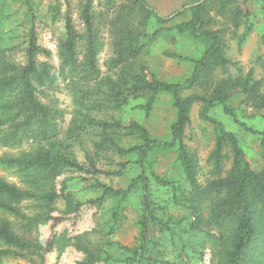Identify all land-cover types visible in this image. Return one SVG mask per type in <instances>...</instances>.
I'll use <instances>...</instances> for the list:
<instances>
[{
    "label": "rangeland",
    "instance_id": "374dc122",
    "mask_svg": "<svg viewBox=\"0 0 264 264\" xmlns=\"http://www.w3.org/2000/svg\"><path fill=\"white\" fill-rule=\"evenodd\" d=\"M88 1L0 0V55L10 63L24 65L31 31L35 30L39 46L36 58L48 64L52 72L36 89L37 97L49 106L53 116L48 142L53 143L54 151L69 155L85 167L82 171L64 167L55 177L34 180L9 159L37 144L32 140L16 145L0 143V177L34 194L15 203L18 213L0 207V222L8 220L16 233L44 247L51 239L48 251L32 247L23 254L0 253V262L226 264L234 225L214 216V205L225 193H205L203 189L209 181L229 174L234 153L226 146L223 169H214L208 158L215 147L217 131L212 122L200 116L201 103L192 104L184 137L195 162L200 192L187 178L176 148H154L144 157L120 150L143 144L130 127L132 121L147 128L153 138H170L171 124L177 118L173 92L158 93L148 107L149 96L129 94V89L132 75L138 72L153 71L165 82H183L192 76L194 61L170 54L199 58L208 46V41L190 31L171 28L191 18V3L146 0L154 12L170 19L161 23L155 13L144 20L147 11L134 9L133 0H91L90 31L83 18ZM241 4L243 11L236 17L237 2L223 9L218 1L211 0L207 16L210 21L205 29L217 32L229 61L217 66L208 80L185 88L183 94L210 95L222 81L227 82L224 92L235 90L228 103L236 117L226 113L221 103L212 106L209 114L237 135L250 167L264 171V108L253 104L254 92L246 94L242 86L248 80L249 86L257 84L264 94V0ZM68 23L78 35L76 71H70L61 58ZM162 27L166 29L154 34ZM91 49L95 52L93 72L87 65ZM115 89L123 90L126 100L114 93ZM142 159V163L138 162ZM142 174L148 178L153 214L145 236L143 190H133L121 198L104 195L102 186L126 188ZM154 175L171 181L177 192L173 185L157 182ZM49 190L60 194L52 203L41 197ZM100 197L102 200L91 202ZM54 216L67 220L53 227ZM8 248L0 242V251ZM251 263L264 264V220L248 253L247 264Z\"/></svg>",
    "mask_w": 264,
    "mask_h": 264
},
{
    "label": "trees",
    "instance_id": "16d2710c",
    "mask_svg": "<svg viewBox=\"0 0 264 264\" xmlns=\"http://www.w3.org/2000/svg\"><path fill=\"white\" fill-rule=\"evenodd\" d=\"M187 1L191 3V18L188 21L177 23L171 28L177 29L180 32L190 31L194 36L208 41V46L199 58H191L182 54H170L181 59L194 61L195 68L192 76L183 82H165L160 80L153 71L149 70L148 73L138 72L132 75V86L129 89V94L149 96L148 107L151 106L158 93L162 91L173 92L177 108V118L171 124L170 138H153L147 128L137 121H132L130 127L134 133L143 139V144L120 150L126 153H138L144 157L154 148H176L187 178L193 184L194 190L200 192L202 187L196 182L195 162L190 156L184 141L185 130L190 122V108L194 102H200V116L212 122L217 131L215 147L208 158L212 162L214 169L217 171L223 169L226 157L224 148L226 146L229 145L234 153V164L229 174L225 177L209 181L203 191L205 193L209 190L225 193V196L214 205V216L219 220L232 222L234 225V235L225 254L226 264H247L248 253L255 242L258 230L264 220V171H255L250 167L244 157V151L237 135L227 130L221 121L209 114V109L212 106L221 103L226 113L236 117L234 108L228 103L230 95L235 90L224 92L223 87L227 82L222 81L210 95L208 93L183 94L185 88L201 84L204 79L208 80L213 75L217 66H225L229 61L222 52L220 36L216 31L205 29V25L210 21L207 16L211 0ZM214 1H218L219 6L223 9L228 3L237 2L239 5L236 7L237 12L235 16L239 17L243 11L241 3L248 0ZM133 4L134 9L138 8L142 11H147L144 20H147L153 13L157 15L161 23L170 20L154 12L146 0H133ZM91 6L92 1L89 0L83 10V18L90 31L92 30ZM249 14L250 9L247 8L246 16L248 17ZM162 28L158 29L154 34H158L161 30L166 29L165 27ZM77 36L68 23L67 37L61 44V58L62 63L69 67L70 71H76L78 66L76 52ZM92 49L87 59V65L93 72L95 70V52ZM38 51L37 35L35 30L32 29L27 49V61L24 65L20 66L10 63L0 55V143L2 145H16L23 143L25 140H32L34 144H37L32 150L24 152L19 157L9 159L21 171L32 175L34 180H37L39 177H55L62 172L64 167L80 171L85 170V167L76 159L71 158L65 153L54 151L52 149L53 143L48 142L51 138L49 134L51 131L49 132V130L53 116L49 106L37 97L36 89L37 85L44 84L51 77L52 72L48 64L37 60L36 55ZM0 53L3 52L0 51ZM242 86L246 94L254 92L252 97L253 104L259 108H264V94L260 93L257 88L258 85L256 84L251 87L248 80H246ZM114 93L119 94L122 100H126L127 98L121 89H115ZM240 123L245 125L243 122ZM49 144L51 145L50 147ZM138 162L142 163L143 159ZM154 176L159 183L173 185L169 180L163 179L158 175ZM147 182V176L142 174L133 178L126 188H115L102 184L104 195L112 194L121 198L127 197L133 190L139 188L143 190L142 201L145 209L142 221L143 236L146 235L149 221L153 218L149 206ZM173 189L177 192V188L174 185ZM0 194L2 195L0 207L13 213H18L15 203L34 195L30 191L19 189L1 177ZM59 195L57 191L49 190L41 195V197L46 198L49 203H52ZM102 198L100 197L91 202L96 203L98 200H102ZM69 203L73 204L71 201ZM66 220V217L54 216L52 226L55 227ZM0 242L9 246L8 249L1 250V254H23L24 251L32 247H39L43 251L50 250L51 239L47 241L45 247L43 244L33 243L29 236L16 233L8 220H2L0 222ZM0 264L3 263L0 262Z\"/></svg>",
    "mask_w": 264,
    "mask_h": 264
}]
</instances>
